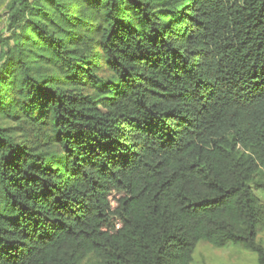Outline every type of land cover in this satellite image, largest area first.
<instances>
[{
	"label": "trees",
	"instance_id": "16d2710c",
	"mask_svg": "<svg viewBox=\"0 0 264 264\" xmlns=\"http://www.w3.org/2000/svg\"><path fill=\"white\" fill-rule=\"evenodd\" d=\"M6 12L0 264H191L199 242L264 264V0Z\"/></svg>",
	"mask_w": 264,
	"mask_h": 264
},
{
	"label": "rangeland",
	"instance_id": "374dc122",
	"mask_svg": "<svg viewBox=\"0 0 264 264\" xmlns=\"http://www.w3.org/2000/svg\"><path fill=\"white\" fill-rule=\"evenodd\" d=\"M7 4L8 0H0V30L5 28L6 25ZM2 124L6 127L13 126L10 122H4ZM19 136V134L15 135L16 138ZM27 136V138L33 142L38 140L33 133H29ZM42 148L44 149V146H42ZM253 193L260 200V204L264 209V189H255L253 185ZM256 240L264 248V220L257 227ZM191 264H258V261L255 253L239 246L228 244L223 248H214L207 243L199 242L193 251Z\"/></svg>",
	"mask_w": 264,
	"mask_h": 264
}]
</instances>
